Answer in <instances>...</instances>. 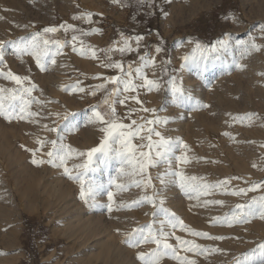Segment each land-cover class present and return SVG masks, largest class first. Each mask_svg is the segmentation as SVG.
Segmentation results:
<instances>
[{"label": "rangeland", "instance_id": "1", "mask_svg": "<svg viewBox=\"0 0 264 264\" xmlns=\"http://www.w3.org/2000/svg\"><path fill=\"white\" fill-rule=\"evenodd\" d=\"M127 2L131 4L132 0ZM161 8L167 12L166 18L160 14ZM89 14L91 19L88 18ZM220 16L224 19L220 25L209 24L202 28L196 26L200 25L201 18L216 19ZM56 18L66 19L72 25L71 30L81 24L85 33L76 35L75 41L70 36L60 42L65 47L56 54V64L48 63L47 71H41L33 57L27 53L14 52L7 42L18 41L21 37L29 38L37 32L45 39L43 29L49 27ZM204 22L208 24L210 20L207 18ZM261 25H264V0H173L170 4L164 3V0H156L154 14L145 9L138 10L134 15L129 13L125 5L114 3L113 0H0V41L6 42V67L0 68V72L10 71L25 78V82L17 86L0 76V88L9 89L10 94L14 89L34 87L35 91L31 93L30 99L39 101L32 103L28 109L39 115L12 123L0 118V253H7L0 254V264H139L136 259L139 252L149 253L155 249L156 246L150 243L137 249L124 243L133 229L144 228L146 233L147 226L151 224L154 226L153 231H156L160 221L165 220V212L147 204L126 210L134 201L143 199L145 190L134 186L129 190L127 186L131 181L128 178L117 180V183L126 186L123 191L110 185L109 181L116 179L118 175L119 165L116 161L105 168L100 164L103 157L97 153L91 169L84 172L85 186L89 182L103 185L97 193V203L101 206L85 210L86 214L94 216V225L99 230L103 228L102 233L96 237L81 236L77 230L79 221H64L58 206L54 207V204L50 207L47 198L33 188L34 179H31L32 175L48 181L61 177L57 170L48 166L37 168L31 163V153L36 151V158H39L41 152L50 150V141L57 137L56 133L46 131L44 126L63 125L65 122L57 119V114L63 117L65 112L77 113L78 118L83 120V110L97 104L103 93L92 97L90 94L80 93L78 87H84L86 92H90L102 82L95 77L107 78L114 74L112 69L103 66L109 62L104 59V53L98 51L99 58L94 59L91 56L92 50L113 48L122 36L134 37L138 34L147 36L142 42L141 52L153 54L156 59V66L146 71L148 78L158 79L161 68L170 60L174 68L177 67L180 71L178 83L182 81L184 89L191 92L194 101L177 108L172 103L171 92L166 88L159 92H148L147 88H140L135 93L125 94V106L117 105L121 122L130 124L131 119H135L137 125H140L154 118L150 113L140 110L141 106L135 103V98H139L143 106L156 109L158 117L175 120L167 126L156 127L166 137L182 140L188 146L186 150L179 146L175 150L174 156L185 155L190 161L189 164L179 165L178 170L187 176H196L201 184L214 185L229 181L223 187L199 195L186 194L179 189L178 184L169 183L164 189L167 203L163 207L178 219L182 217L186 231H181L179 227L174 232L170 227L166 228L165 231L173 233L168 242L177 247L181 257L195 259L197 264H236L237 258L242 260L245 254L264 243V220L253 219L250 223L231 228L215 226L218 220L223 221L236 210L235 205L250 203L251 198L264 196V190L249 192L246 196L224 194L250 187L253 183L264 182V75H261L264 74V33L260 32ZM156 32H159V36L155 35ZM199 34L204 36L201 38ZM228 35L232 37L233 44L229 52L202 50L203 55L208 57L207 71H191V66L197 65L192 57L195 56L196 61H199L201 52L196 50L195 43L182 45V40L199 41L207 47ZM161 37L163 41L160 46L163 50L157 56L151 49ZM252 37H257L255 42L261 50L252 51L241 58L240 50L234 47L235 41L249 40ZM208 39L209 43L204 44ZM179 43L182 54L177 53L181 54L178 56L175 51L177 52ZM73 45L76 47L75 52ZM50 47L53 52L56 51L54 46ZM81 51L84 55H81ZM185 56H189V61L181 70L182 58ZM113 58L122 60L125 67L129 62L135 65L138 59L135 53L129 55L118 52ZM237 61L243 70L236 67ZM153 72L156 73L155 76L152 75ZM186 72H189L188 77L185 76ZM186 78L191 82L186 83ZM9 94L0 93L4 95L5 105L10 102ZM25 98L29 99L27 96ZM196 101L209 107L192 111L198 107ZM129 110L135 116L123 119L128 116ZM249 115L253 119H243ZM202 119L209 123L205 128L199 125ZM99 129V125H86L69 134L68 129L64 128L59 135L66 146L77 151H87L98 147L103 139L104 133ZM142 135H147L146 130ZM37 141L44 147L41 148ZM133 143L139 144L141 141L135 139ZM82 162V158L79 160L74 154L67 161L70 169ZM77 171L72 174L76 175ZM161 171L162 168L151 170L153 177ZM63 181L64 187L72 192L76 201L83 203L78 195V182L65 178ZM153 182L157 189H161L159 181ZM109 190L113 192L112 213L107 212ZM147 194L152 193L148 191ZM216 201L222 203L217 204ZM83 205L88 208L84 203ZM189 231L222 236L225 239L216 241L194 237L188 234ZM107 232L112 237L111 242L123 250H120L121 253L112 252L104 248V245L94 246L99 239H104L103 233ZM175 237L188 240L201 248H216L221 251L194 256L179 251L180 245L176 244ZM161 264L177 262L165 258Z\"/></svg>", "mask_w": 264, "mask_h": 264}, {"label": "snow or ice", "instance_id": "2", "mask_svg": "<svg viewBox=\"0 0 264 264\" xmlns=\"http://www.w3.org/2000/svg\"><path fill=\"white\" fill-rule=\"evenodd\" d=\"M114 3H122L123 0H113ZM173 0H164V3H172ZM137 4L141 7H148L150 9V14H154L156 9V0H137ZM164 18L167 17V12L161 8L160 13ZM85 17H73V19H84ZM91 19V14L88 15ZM233 19V17H230ZM64 25H60V28H64ZM58 29L56 27H46L43 29V33H56ZM72 31L75 33L76 29L73 28ZM260 32L264 33V25H261ZM95 34V33H93ZM155 35L159 36V32ZM77 39L76 35L72 36V40ZM147 36L144 34H138L134 37L122 36L120 40L117 41L113 48L107 50H97L93 49L91 56L94 59L98 57V51L104 53V59L109 61L107 64L103 65L106 68L112 69L114 74L104 78L95 77V79L101 80L102 82L92 88L90 92H86L84 87H78L80 93L85 95H91L96 97L98 94L103 93L100 101L91 105L89 109L84 111V118L80 120L77 113H67L60 117L57 114V119H63L65 122L63 125H56L48 127L45 125L46 131L50 133H56V139L50 141V150L41 152L39 158L37 157V152L33 151L31 155L33 159L31 163L33 166L40 168L43 166H48L51 169L57 170L61 173V178H65L71 182H78L79 184V199L89 208L100 207L97 203V193L103 188V185L95 184L89 182L85 186L84 172L91 169L93 164L94 156L99 153L103 157L100 160L105 168H107L112 161H116L119 165L118 175L116 179L110 180L109 184L115 186L121 191L125 190V185L117 183V180L128 178L131 183L127 186L130 190L131 187L143 188L145 190V196L143 199L134 201L133 205L128 206L126 210H132L133 207H140L145 204L150 205L153 209L159 207L165 212V220L161 221L158 229L153 231V225L147 226V232L145 233L144 228L133 229L132 234L125 238L124 243L131 248H140L143 244L150 243L154 244L156 247L152 252L144 253L139 252L136 256L139 264H161V261L165 258H171L177 262V264H197L195 259H188L186 257H181L178 254V249L172 243L168 241L172 238L173 233L165 231L166 228L170 227L173 232L177 227L181 231H186L184 227L183 220L178 219L174 213L168 212L164 209L165 198L164 189L169 183L178 184L179 189L188 193L207 194L216 188L223 187L229 183V181H221L217 184H201L198 182L196 176H187L184 172L178 170L179 165L189 164L190 161L185 155L174 156L177 146L181 149L186 150L188 146L183 143L182 140H173L166 137L161 131L157 130L156 126L164 125L167 126L169 123H174L175 120L169 117L160 118L157 115L156 109H149L143 106V102L139 98H135V103L141 106V111L144 113H150L154 118L148 119L144 124L137 125L135 119H131L129 123L121 122V118L117 112V105L125 106L127 93H135L140 88H147L148 92L155 90L159 92L162 88H166L172 94V103L175 107L180 108L186 103H191L194 101V97L191 92L185 90L182 81L178 83V77L175 75V69H163V75L158 77V79H149L146 70L150 67H155L156 59L147 53L141 52V45ZM257 37H252L249 40H238L235 41L234 47L241 52V58H245L247 54L252 51H260V47L256 44ZM160 41L157 45L151 49L153 53L157 56L162 52V47ZM11 44L14 52L24 54L27 53L35 59L37 67L41 71H47L48 63L52 65L56 64L55 56L60 49L65 47L64 44L60 43L58 40L50 41L49 39H42V34L37 32L31 35L29 38L21 37L18 41L7 42ZM183 43H195L197 51L201 52L199 61H196V57L193 56L192 60L197 63V67L201 72L207 71V61L208 57L203 55L202 50L214 53H227L233 47L232 37L230 35L217 40L214 44L205 47L199 41L192 40H182ZM6 42L0 41V68L6 67L5 65V48ZM54 46L55 52L52 51L50 47ZM145 47H148L145 45ZM73 51H76L75 45H73ZM128 53L129 55L135 53L137 62L135 65L132 62L125 64L122 60H115L113 55L115 53ZM109 53H113L110 55ZM81 55L84 52L81 51ZM218 58V57H217ZM167 60V57H165ZM189 61V56L182 58L181 70H183ZM171 64V61H167ZM236 67L241 69L239 62H236ZM171 71L172 74H169ZM119 73V74H115ZM153 76L156 75L155 72L152 73ZM264 75V74H261ZM5 80L14 82L15 85L19 86L25 82V78L20 75H14L10 71L7 73L0 72ZM167 77V79H165ZM136 81H139L137 83ZM111 86V87H109ZM35 91L34 87H24L22 90L14 89L9 94V89L0 88V93L9 94L10 102L5 105L4 95H0V118H2L7 123H12L16 121H24L31 118L33 115H39V113H32L28 111L32 103H39V101H32L30 99L31 93ZM65 91H68L65 89ZM29 97L26 99L25 97ZM124 97V98H121ZM50 103H57L56 101H50ZM198 107L193 108V111L200 110L202 108H207L209 105L200 104L196 101ZM131 116H135V113L129 110L127 117L123 119H128ZM235 119V118H233ZM243 119L251 120L253 116H245ZM86 125H99L100 131L104 133L103 139L100 141L98 147H92L87 151H77L72 149L70 146H66L63 143L62 138L59 133L62 129L66 128L69 134L75 133L82 126ZM151 125L152 127H148ZM146 130L147 135H142ZM155 137V139H154ZM231 138V137H230ZM139 139L141 143L134 144L133 140ZM146 141V142H145ZM41 145H44L37 141ZM23 148L24 146L21 145ZM146 149V150H145ZM27 150V149H25ZM75 155L77 159L82 158V163L76 164L72 169L69 168L67 161L70 157ZM174 157V158H173ZM255 167V165H253ZM156 168H162L163 171L158 172L155 177H153L151 170ZM82 170V171H77ZM77 171L76 175L72 173ZM170 178V179H169ZM154 180L159 181L162 186L161 189H157ZM264 190V182L253 183L250 187L241 188L239 190L232 191L231 193H224L226 195L232 196H246L249 192H256ZM148 191H151V195H148ZM107 212L112 213L113 207L111 202L113 201V192H107ZM217 204L222 202L216 201ZM235 211L231 215L226 216L223 221H219L215 226L221 227H235L240 224L250 223L253 219L264 220V196L259 198H251L250 203H241L235 205ZM125 210V209H121ZM119 233V229H117ZM189 235L194 237H204L209 240L222 241L225 239L222 236H211L207 233L201 232H188ZM238 239V237H237ZM176 244L180 245L179 251L192 254L194 256H202L205 253H219L221 250L216 248H201L197 244H193L188 240L180 239V237H175ZM2 255H7V253H0ZM236 264H264V243L258 244V246L251 252L244 255L243 259L237 258Z\"/></svg>", "mask_w": 264, "mask_h": 264}, {"label": "bare ground", "instance_id": "3", "mask_svg": "<svg viewBox=\"0 0 264 264\" xmlns=\"http://www.w3.org/2000/svg\"><path fill=\"white\" fill-rule=\"evenodd\" d=\"M179 46H177V52L175 51V55H178L177 53H181L182 54V46H180V43L178 44ZM183 45V44H182ZM179 54V55H181ZM178 55V56H179ZM152 56L155 59V56L152 54ZM156 66V64H155ZM154 67H150L147 70H150ZM192 69H196L199 70L197 65H192L191 66V71ZM146 70V71H147ZM189 74V72L185 74L186 77H188L187 75ZM186 83H190L191 80H188V78L185 79ZM202 95V94H200ZM201 97V96H200ZM198 99V98H197ZM196 100V99H195ZM201 101V100H200ZM206 101V100H204ZM203 102V101H202ZM195 104V103H194ZM201 104V103H200ZM193 111V110H192ZM207 112V111H206ZM192 113V112H190ZM209 113V112H207ZM181 114V113H180ZM184 114V113H183ZM189 114V113H188ZM193 114V113H192ZM194 115V114H193ZM196 115V114H195ZM194 115V116H195ZM190 116V114L188 115ZM192 116V115H191ZM202 116V115H201ZM203 117V116H202ZM197 118V117H196ZM192 119V117H191ZM201 119V118H200ZM193 120V119H192ZM221 120V119H220ZM194 122V121H193ZM215 122H213L214 124ZM196 124V123H195ZM203 125L206 126L207 121L205 119H202L199 122V125ZM211 124V123H210ZM209 125V123L207 124V126ZM202 127V126H201ZM202 127V128H203ZM200 128V127H199ZM205 128V127H204ZM173 133V131H172ZM174 137V136H173ZM174 139V138H173ZM176 140V139H174ZM80 160V159H79ZM44 170V169H43ZM30 172V171H29ZM39 172V171H38ZM50 172V171H49ZM30 174V173H29ZM52 174V173H51ZM55 175V174H53ZM57 175V174H56ZM34 179L33 181V188H35V190L37 191L38 194L43 195L45 198H47L48 202H49V206H58V208L60 209L59 211L62 212V219L65 220H69V221H79L78 226L79 228L78 233L82 236V235H89L90 238L91 237H96L98 235H100V233H102V229L99 230L97 228L96 225H94L93 222V217L94 216H89L88 214L85 213V210H92V208H86L83 203L79 204V201H76L75 196H73L72 192L67 191V189L64 187V181L63 178L61 177H56L53 180L48 181L47 179H40L38 176L32 175ZM32 185V184H31ZM171 185V184H170ZM32 189V186H31ZM30 189V190H31ZM34 190V191H35ZM35 191V192H36ZM71 191V190H70ZM173 190L171 189V192ZM172 194V193H171ZM173 195V194H172ZM167 203V202H166ZM168 206V205H167ZM170 206V205H169ZM179 215V214H178ZM92 217V218H91ZM98 217V216H97ZM181 217V216H180ZM180 219V218H179ZM182 219V217H181ZM160 220V219H159ZM164 220V219H163ZM96 221V220H95ZM159 222V221H158ZM161 222V221H160ZM97 223V222H96ZM96 226V227H95ZM109 230V229H108ZM111 232V231H110ZM105 234L104 239L101 238L97 241V243L95 242L94 246H103L104 248L112 251V252H118L121 253L120 250H122L121 248H119L118 246L114 245L110 239H112L111 235L107 232V233H103ZM101 234V235H103ZM113 236V235H112ZM100 238V237H99ZM96 241V240H95ZM145 247V245H143ZM147 246V245H146ZM142 247V246H141ZM137 249V248H136ZM93 250V249H92ZM123 251V250H122Z\"/></svg>", "mask_w": 264, "mask_h": 264}, {"label": "crops", "instance_id": "4", "mask_svg": "<svg viewBox=\"0 0 264 264\" xmlns=\"http://www.w3.org/2000/svg\"><path fill=\"white\" fill-rule=\"evenodd\" d=\"M123 5H125V7L128 8V11L130 14H136V12L139 10V11H145V9L147 11H149L150 9L148 7H141L137 4V0H132V3L129 4L127 2V0H123V2L121 3ZM204 16V15H203ZM204 18V17H203ZM207 18L210 20V23H205V19L207 20ZM205 19H202L201 18V21H200V25H196L197 27L199 26L200 28H202V26H209V24L211 26H214L215 24H219L221 22V20H224L222 18V16L216 18V19H213L212 17H206ZM216 22V23H215ZM60 25H64L65 27L64 28H60ZM220 25V24H219ZM71 23H68V21L64 18H56V20L54 22H52L49 27H56L58 29V31L56 33H47L44 35L45 39H49L50 41H55V40H58L59 42H62V41H65V39H67L68 37L70 36H73V35H78V36H81V34H84L85 31H83L81 29L82 25L80 24V27H74L76 29L75 33L71 30ZM83 36V35H82ZM199 36L202 38L204 35H200ZM204 44L205 43H209V39L204 41L203 42ZM156 46V45H155ZM164 46V45H163ZM163 69H175V75L178 77V79L180 78V71L178 70L177 67L174 68V66L172 64L170 65H165V67L161 68L160 70V75H163ZM169 74H172L171 71L169 72ZM165 79H167V77H165ZM178 82V81H177Z\"/></svg>", "mask_w": 264, "mask_h": 264}]
</instances>
